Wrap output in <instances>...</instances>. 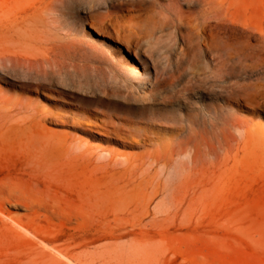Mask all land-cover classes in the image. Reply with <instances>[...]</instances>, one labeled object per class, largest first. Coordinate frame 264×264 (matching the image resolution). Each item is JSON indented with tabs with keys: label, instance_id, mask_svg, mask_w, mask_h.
I'll list each match as a JSON object with an SVG mask.
<instances>
[{
	"label": "rangeland",
	"instance_id": "obj_1",
	"mask_svg": "<svg viewBox=\"0 0 264 264\" xmlns=\"http://www.w3.org/2000/svg\"><path fill=\"white\" fill-rule=\"evenodd\" d=\"M132 1L150 7L147 20L164 21L162 30L139 45V58L87 23L115 33L112 5ZM232 1L239 18L234 33L247 38V48L206 53L198 34L176 28L173 0H60L56 16L42 11L51 0H0V264H32L38 238L77 249L88 243L91 251L122 246L124 255L106 258L108 264H264V0ZM180 3L202 20L219 12L216 0ZM94 43L105 55L93 56ZM116 47L129 73L107 59ZM17 57L52 62L25 64ZM96 114L110 134L104 149L46 141L45 115L55 122L48 127L57 137L102 142L86 128ZM212 128L213 146L199 145L194 164V148L173 162L177 170L186 167L180 177L191 191L208 190L194 206L174 208L160 190L145 214L142 196L127 183L122 199L106 195L94 207L97 190L108 194L124 183L118 179L122 164L111 157H138L156 148L124 146L121 140L156 137L178 145L205 141ZM149 165L143 169L153 176L152 194L159 181H169L160 166ZM168 203L169 214L156 212ZM135 237L150 241L152 251L140 243L131 256Z\"/></svg>",
	"mask_w": 264,
	"mask_h": 264
},
{
	"label": "bare ground",
	"instance_id": "obj_2",
	"mask_svg": "<svg viewBox=\"0 0 264 264\" xmlns=\"http://www.w3.org/2000/svg\"><path fill=\"white\" fill-rule=\"evenodd\" d=\"M58 1L60 0H51L50 3L44 6L42 10L43 13H49V14L52 13L55 16L58 15L56 14L58 13L57 12L58 7L56 5V2ZM173 1L177 2L176 14L174 17H172V20L176 23L175 25L176 28L179 29L183 25L188 26L192 31L198 34V36L201 39L202 46H204L206 50V53L207 52L214 53V51H220L224 48L231 49L238 44H241L247 48V38L244 37L243 39L237 37L234 33L235 31L234 23L238 22L239 18L238 16L235 15L233 11L232 0H216L217 8L219 12L218 14L215 15V17H213V19L210 20L208 19L202 20L190 8L184 9L183 5L180 3V0H173ZM112 7L115 9L116 11L115 13H117L115 14V16H112L111 18V25L113 26V31L116 30L115 33L109 32V30H107L108 27L105 30V28L97 25L92 21L87 23H89L91 28H93L97 32V34L112 39L114 43L116 42L123 44L126 47V52H129L131 55H135L139 58V53L137 51L139 45L144 40L151 39L152 37H154L156 31L162 30L164 21L159 19L157 20L156 18H152V17L149 20H147L146 15L151 11V9L150 7H147L143 2L132 1L127 3H120L117 5L113 4ZM244 25L247 27L248 25L247 22L246 23L244 22ZM178 31H179L178 35L180 36V38H183L182 32H180V30ZM260 35L262 42H264V34L260 32ZM161 37L162 34L158 36V40H160ZM91 46L94 50L93 51L94 53H92L93 56L95 52L97 53V56H99L98 52L103 53V55H105L106 53L105 50L100 48V46H98L97 44L94 43ZM68 54H70V52H68ZM97 56L95 57L97 58ZM106 57L109 61L111 60L116 61L117 63L116 67L119 70L118 72H125V73L130 72L126 60L123 57V53L121 52V48L116 47V49L111 50L110 56L106 55ZM8 59H13V58L8 57ZM17 60L25 64L26 63L32 64L36 62H41V63H49L50 61L52 62L50 57L49 58L45 57L41 61L36 60V62L32 61L30 58H24V57H17ZM191 66L193 67V65ZM192 73L194 74V72ZM166 97L173 98L175 97V94L165 96L164 98ZM98 117L100 116L96 114L95 120L86 123V128L88 133L90 134L93 133L94 134L93 136H95L96 138L102 141L99 143L97 142L96 145L94 144L92 145L88 140L80 139L75 143H73L69 141L66 137H62V136L57 137L55 133L56 131L48 127V124L55 122L53 121V119L48 118L47 115L43 116L42 118L46 141L49 144L50 143L54 144L56 143L55 141L59 140L58 144L68 146L67 149L73 147L74 144L77 147L86 146L87 148H93L95 146L97 148L104 149V143L111 141L110 134L109 132H107V130L104 129V125L100 122V118ZM128 139L129 140H121L120 143L124 146H136V147L155 145L156 148L154 151H148L144 154L139 155L138 157L130 154L127 155L125 153H122L120 155H114L113 157H111L110 162L122 164L123 168L119 170L118 179L123 181L124 183L122 185L117 184L113 186L110 190L108 189L107 191L108 194H106L105 191L100 192V189L97 190L95 192V196H93L94 200L96 201V203L93 204L94 207L96 206L97 208H100L102 206L100 202H103L104 197L106 195H108V197H113L112 198L113 200H117V198L122 199V197L129 192L128 187L126 186L127 183H131L129 185L132 186L131 188L134 194H140V197L142 196V198L140 199L141 201H144L142 210H144L145 214L149 212V203H151L150 201L153 199L154 195H156V193H158L160 190H162L163 192L166 191L168 192L170 196L169 203L177 204L174 206V208L175 207L179 208V204L180 203L183 204V202H184L183 204L184 206L188 202V207H190L196 201L203 198L205 191L207 192L208 190L206 188L205 189L203 188V190L200 191L202 188L200 189V187H197V189H193L191 191L189 189L190 186L189 183L188 185L186 184L187 179L185 180V177L181 179L180 177L186 167L184 166L182 167V170H177V168L174 167L173 162L175 160L176 155H181L183 153L187 155V153L191 150V148L192 149L194 148V152L193 154H191V158H190L191 163L194 164L196 162V158H197L196 151L198 150L197 148L199 145L213 146V139H214L213 128L210 130V137L205 141L202 140L199 142H193L192 139L191 140L187 139L178 142L177 143L178 145H175L173 143L172 141L173 139L162 142L156 137H145L144 139H142V138H136L133 135H130ZM107 152H111V150L108 149ZM137 159L138 160L141 159L140 160L141 162L138 161ZM146 163L150 164L149 165L150 167L153 164L160 166L162 172L164 173V176H166L167 180L166 179L165 180L169 181V184L168 183L165 184L162 183V181H159L155 185L154 187L155 191L152 194L149 193V188L152 187L153 185L152 182L153 176L148 171L149 170L148 168L143 169ZM139 164L141 165V167H139ZM140 169H142L141 173L137 177L138 171ZM170 176L172 178L169 180ZM204 186H206L205 183ZM178 200L180 202L175 203ZM135 202L137 203L138 201L136 200L134 201V203ZM169 203L162 208L157 206L156 212L169 214L172 211V206H170ZM138 205L139 203L136 206L133 205L134 206L133 208L130 207L131 209L130 213L135 214L136 211L138 210ZM115 221L117 224H120L122 223L123 218L121 217L117 218ZM104 225H105V221L102 217L99 220V226L100 228H103ZM27 235H29V232ZM104 236L105 233L101 234L99 236V240L101 238H104ZM114 236L115 235L112 234L111 237ZM38 239L41 244L38 242L39 246L35 250V254L30 260L32 264H108L109 260L106 258L109 257V258L119 259L121 255H124L122 254L123 253L122 246L120 247L118 245H112L108 249L97 247L95 250L91 251L89 250L88 243H86L84 247L80 245L79 246L80 249H77L75 247H71L70 242H68V244L65 246H55V245H50L48 239H47L48 241H45L44 239H40V238ZM135 239L138 238L136 237L133 238V241ZM136 241L132 242L131 244L130 247L131 256L135 255V253H137V250L142 247L140 243H142L143 248L144 246L146 247L150 246L147 248H149V250L152 251L151 247L153 246H151L150 241H148L149 243H147L145 240H143L142 242L140 240H138L137 242ZM146 247L144 248V250L147 249ZM118 259L116 263H118Z\"/></svg>",
	"mask_w": 264,
	"mask_h": 264
}]
</instances>
